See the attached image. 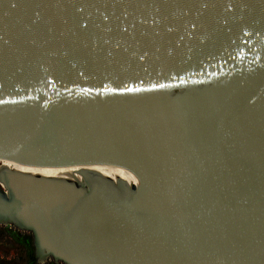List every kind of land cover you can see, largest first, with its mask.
<instances>
[{"label": "water", "instance_id": "1", "mask_svg": "<svg viewBox=\"0 0 264 264\" xmlns=\"http://www.w3.org/2000/svg\"><path fill=\"white\" fill-rule=\"evenodd\" d=\"M0 101V158L137 179L0 168L35 262L264 264V0H0Z\"/></svg>", "mask_w": 264, "mask_h": 264}, {"label": "bare ground", "instance_id": "2", "mask_svg": "<svg viewBox=\"0 0 264 264\" xmlns=\"http://www.w3.org/2000/svg\"><path fill=\"white\" fill-rule=\"evenodd\" d=\"M175 91H186L185 89L172 90ZM152 93V92H151ZM159 94H162L159 92ZM164 94L170 95V91H164ZM0 168H6L16 172L29 173L43 175L53 178H61L76 183H84L79 171L87 170L94 173H98L102 176L108 177L113 181L125 180L129 184H136L137 179L135 175L126 169L125 167L112 165V164H81V165H67V166H33L19 164L13 160L0 158Z\"/></svg>", "mask_w": 264, "mask_h": 264}, {"label": "flooded vegetation", "instance_id": "3", "mask_svg": "<svg viewBox=\"0 0 264 264\" xmlns=\"http://www.w3.org/2000/svg\"><path fill=\"white\" fill-rule=\"evenodd\" d=\"M0 246L7 247L12 254L22 255L23 257H32L26 264H36L35 262V248L33 245L32 235L24 230H19L12 225L0 224ZM0 247V254H1ZM7 251V252H8ZM9 261H5L7 264ZM2 264V260H0ZM51 264H55L54 262Z\"/></svg>", "mask_w": 264, "mask_h": 264}, {"label": "rangeland", "instance_id": "4", "mask_svg": "<svg viewBox=\"0 0 264 264\" xmlns=\"http://www.w3.org/2000/svg\"><path fill=\"white\" fill-rule=\"evenodd\" d=\"M1 247V254H0V260H2V264H5V261H9L7 264H26L28 262L29 257H23L22 255L12 254V252H9L7 247L0 246ZM8 251V252H7ZM53 263L52 260H46L44 262H37L36 264H51ZM60 263V262H59ZM61 264V263H60Z\"/></svg>", "mask_w": 264, "mask_h": 264}, {"label": "snow or ice", "instance_id": "5", "mask_svg": "<svg viewBox=\"0 0 264 264\" xmlns=\"http://www.w3.org/2000/svg\"><path fill=\"white\" fill-rule=\"evenodd\" d=\"M127 91H131V89H126ZM3 101H0V103H2Z\"/></svg>", "mask_w": 264, "mask_h": 264}, {"label": "trees", "instance_id": "6", "mask_svg": "<svg viewBox=\"0 0 264 264\" xmlns=\"http://www.w3.org/2000/svg\"><path fill=\"white\" fill-rule=\"evenodd\" d=\"M29 259H30L29 261H31L33 258L32 257L31 258L29 257Z\"/></svg>", "mask_w": 264, "mask_h": 264}, {"label": "built area", "instance_id": "7", "mask_svg": "<svg viewBox=\"0 0 264 264\" xmlns=\"http://www.w3.org/2000/svg\"><path fill=\"white\" fill-rule=\"evenodd\" d=\"M55 264H60V263H55Z\"/></svg>", "mask_w": 264, "mask_h": 264}]
</instances>
